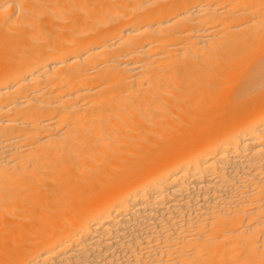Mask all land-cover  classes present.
<instances>
[{
	"label": "bare ground",
	"instance_id": "6f19581e",
	"mask_svg": "<svg viewBox=\"0 0 264 264\" xmlns=\"http://www.w3.org/2000/svg\"><path fill=\"white\" fill-rule=\"evenodd\" d=\"M0 264H264V0H0Z\"/></svg>",
	"mask_w": 264,
	"mask_h": 264
}]
</instances>
